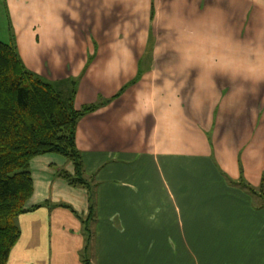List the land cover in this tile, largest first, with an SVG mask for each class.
<instances>
[{
	"label": "crops",
	"instance_id": "obj_1",
	"mask_svg": "<svg viewBox=\"0 0 264 264\" xmlns=\"http://www.w3.org/2000/svg\"><path fill=\"white\" fill-rule=\"evenodd\" d=\"M5 5L28 69L77 110L112 100L77 129L90 239L88 206L51 204L8 264H264V0Z\"/></svg>",
	"mask_w": 264,
	"mask_h": 264
},
{
	"label": "trees",
	"instance_id": "obj_2",
	"mask_svg": "<svg viewBox=\"0 0 264 264\" xmlns=\"http://www.w3.org/2000/svg\"><path fill=\"white\" fill-rule=\"evenodd\" d=\"M76 92L66 95L59 91L27 68L14 42L0 41V264H8L20 240L19 217L51 205L31 202L35 183L30 168L35 158L46 154L64 157L73 173L60 169L57 176L91 190L77 146V129L83 117L112 100L77 110ZM237 185L255 192L243 178ZM60 206L77 214L67 205ZM88 211L82 220L89 237L95 217L92 203Z\"/></svg>",
	"mask_w": 264,
	"mask_h": 264
},
{
	"label": "rangeland",
	"instance_id": "obj_3",
	"mask_svg": "<svg viewBox=\"0 0 264 264\" xmlns=\"http://www.w3.org/2000/svg\"><path fill=\"white\" fill-rule=\"evenodd\" d=\"M12 33V25L9 21L5 0H0V41L11 43L14 40ZM241 80L243 82V79ZM242 82L241 84L243 86ZM240 91L243 93V89H240ZM261 91L264 92V88L261 89ZM67 167V160L59 155L46 154L35 158L30 168L35 183V191L31 202L35 205L63 204L76 211H80L82 208L81 206H83L85 210L88 206L89 210L90 204L92 203L96 210L97 201L93 187L90 188L91 190H88L87 187L72 186L63 178L55 175L60 169L73 173L71 170H68ZM108 204L109 203L106 202L104 205L106 211H110ZM137 204L139 206L138 209L141 210L142 213L143 211L147 213L151 212L149 202L144 201V198H141ZM199 204L202 206L203 202L199 201ZM87 212L89 213V211ZM153 212L154 211L151 213ZM107 220H111V217H107Z\"/></svg>",
	"mask_w": 264,
	"mask_h": 264
}]
</instances>
